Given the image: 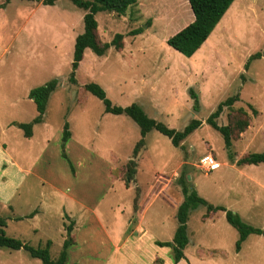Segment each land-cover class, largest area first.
<instances>
[{"label":"rangeland","instance_id":"obj_1","mask_svg":"<svg viewBox=\"0 0 264 264\" xmlns=\"http://www.w3.org/2000/svg\"><path fill=\"white\" fill-rule=\"evenodd\" d=\"M86 12L71 0L53 5L0 0V117L15 121V126L30 123L37 115L30 91L55 78L59 81L48 103L47 125L35 126L36 137L28 138L19 130L20 134L8 131L4 139L9 146L18 143L30 157L28 162L21 160L25 180L11 202L16 216L29 217L11 219L8 235L34 246L52 240L51 256L57 259L68 238L67 226L73 223L77 245L70 250L68 264H165L162 259L173 261L172 250L156 241H171L175 234L178 205L184 200L181 179L187 182V175L209 203L264 227V163H237L251 153L264 152V56L245 69L249 57L264 50V0H235L190 58L167 42L194 20L188 0H138L125 15L100 12L99 41L110 42L122 33L123 48L111 47L104 56L86 49L85 64L73 84L69 77L76 38L84 32ZM138 28L142 34H130ZM172 73L179 78L176 82ZM92 81L105 88L115 105L142 104L150 117L170 128L184 130L193 119L204 123L180 147L158 130L149 132L138 172L127 181L141 128L125 114L107 113L103 101L85 88ZM190 87L200 95V111L193 109ZM236 94L240 100L218 118L220 125L232 130L236 161L231 162L222 134L206 119ZM66 122L73 137L63 147ZM210 154L219 166L207 172L202 159ZM136 196L142 214L147 211V231L142 237L137 233L140 241L127 248L125 237L123 250L117 252L115 246L122 239L117 232L129 226ZM206 212L203 205L192 210L190 233ZM0 214L12 215L6 207H0ZM221 217L229 225L223 212ZM131 252L137 260L126 254ZM0 264L43 262L24 249L0 248Z\"/></svg>","mask_w":264,"mask_h":264},{"label":"trees","instance_id":"obj_2","mask_svg":"<svg viewBox=\"0 0 264 264\" xmlns=\"http://www.w3.org/2000/svg\"><path fill=\"white\" fill-rule=\"evenodd\" d=\"M10 1V0H8ZM42 1L45 5H53L57 0H38ZM78 7L83 8L87 12L84 15V27L85 30L76 38L74 57L72 62V71L70 73L69 80L71 83L76 84L77 81V70L80 66L81 61L84 58V54L87 48H90L99 56H103L111 47L121 49L123 47L124 34L117 33L112 41L101 43L98 35V20L96 15L99 12H115L119 15H125L127 10L135 5L138 0H71ZM191 9L194 13L195 19L188 26L183 28L181 31L171 36L167 42L174 49L178 50L187 57H192L208 40L216 26L219 24L221 19L224 17L226 12L230 9L231 5L235 0H188ZM2 4L1 7H4ZM143 32L142 28L135 29L130 34H140ZM264 56V50L252 54L246 65L245 69H249L250 64ZM58 79H53L47 82L45 85L38 86L30 91V98L34 100L37 106L38 115L30 123H21L20 127L24 130L26 137L33 136L34 124L40 123L44 119V114L47 110V105L51 95L56 91L58 87ZM86 90L101 99L105 105L106 112L113 113L116 115L125 114L131 117L141 128L142 139L138 141L134 148L133 159L128 163L127 181L133 180L134 175L137 172V157L140 150L145 146L146 135L152 130H158L164 135L168 136L172 143L176 147H180L182 143L198 128H200L204 121L200 119H193L184 130H177L170 128L163 122L156 120L148 115L144 108L138 103H132L127 107L118 106L108 97L106 90L97 82H90L85 84ZM190 97L193 99V109L196 111L201 110V99L199 93L193 88H189ZM240 100V95L236 94L228 97L222 101L206 119V122L219 131L225 142V147L228 152V157L231 162L236 161V154L233 149L232 130L230 125H220L218 118L224 112L225 108H232L234 104ZM253 112L257 110L250 105ZM242 110V109H241ZM71 137L69 129V122H66L63 131V147ZM66 159H69L67 153H63ZM239 165L251 164L259 165L264 163V152L251 153L237 161ZM130 166V167H129ZM72 170L74 166L71 163ZM184 178V177H183ZM183 180L182 192L184 195L183 202L178 206L177 209V220L178 226L172 241H157L159 246L172 247L174 253V262L178 263L184 258V250L189 244L188 236V219L192 210L199 206H206L208 212L224 211L228 222L234 226L240 237L236 243L237 251L242 248V243L251 234L264 235V229L256 227L252 224L247 223L238 212H234L226 208L223 205H213L208 202L198 190L189 183L188 175ZM137 196L135 198V209H138ZM7 223L5 218L0 216V247L10 248L15 250L24 249L30 253L32 257L39 258L43 264H67L69 259V249L74 244L72 239L73 223L67 226V236L63 249L57 259H53L51 256V245L52 241L49 240L45 246H34L28 242H24L21 239L9 236L5 230Z\"/></svg>","mask_w":264,"mask_h":264},{"label":"crops","instance_id":"obj_3","mask_svg":"<svg viewBox=\"0 0 264 264\" xmlns=\"http://www.w3.org/2000/svg\"><path fill=\"white\" fill-rule=\"evenodd\" d=\"M57 1H55V3ZM40 2H42V1H40ZM42 4H43V2H42ZM106 12H109V11H106ZM113 13H115V12H113ZM194 19H195V17H194ZM222 19H221V21H222ZM218 25L216 26V28L218 27ZM65 27H63V28H65ZM215 29H214V31H215ZM84 30H85V27H84ZM181 30L182 29H180L179 31H181ZM98 31H99V22H98ZM179 31L175 32L171 36L175 35ZM171 36H169L168 39ZM121 49H117V50H121ZM176 51L179 52L178 50H176ZM108 53H109V50L107 51L106 54H108ZM179 53L182 54L181 52H179ZM84 57H85V54H84ZM83 60H84V58H83ZM83 60L80 63V66H79V68L77 70V73L80 72V70L83 68V66L85 64L83 62ZM172 75H174L172 81L176 82V80L179 79L178 76H176V73L175 74L172 73ZM92 82H95V81H92ZM57 89H58V87H57ZM107 95H108V93H107ZM140 105L143 107L142 104H140ZM47 108H48V105H47ZM144 110H145V108H144ZM46 112H47V110H46ZM38 113L39 112L37 110V115H38ZM107 113H109V112H107ZM36 116H35V118H36ZM46 120H47V118H46V113H45L43 121L40 122V123L34 124L33 136L28 137V138H33L34 139L36 137V129H35L36 127L35 126L36 125H41V124L47 125V121ZM14 123H15V121L12 122V123H9V122H6L4 119H2V117H0V136L3 138V139L0 138V207L8 208L10 210L11 214H12L9 217L3 216V215L0 214L1 217L5 218L6 223H7V225L5 227V230L7 229L8 223H9V221L11 219L21 220L23 218H28L29 217L28 215H25V217L16 216V214L14 213V208H13V206L11 204V202L14 199V196L18 193V191L20 189L19 186L21 184V181L25 180L24 173H26L27 170L24 167V165L22 164L21 160L22 159H26L27 162H28L29 159H30L28 153H25L24 151H21L19 149V144L18 143H12V145L9 146V144L6 142V140H4L7 137V135H8V131H15V132L17 131L20 134L19 130H23L20 127V124L23 123V122H21V121L18 122V124L16 126L13 125ZM70 127L71 126H70V123H69V129H70ZM70 132H71V137H70V139H71L73 137V132L71 131V129H70ZM62 138H63V134H62ZM145 148H146V144L140 150V152L138 154V157H137V172H138V166H139V158H140V155H143V150ZM67 156H68V154H67ZM38 161L40 162L41 158H38ZM32 164H33V162H32ZM36 164L37 163L34 162V168H36ZM158 175H159V173L156 174L157 178H158ZM13 176H14V178H12L10 180V182H9L7 179L10 178V177H13ZM5 179L7 180L6 182L4 181ZM155 180L153 182H155ZM7 182H9L8 185L5 184ZM140 200H141V198L139 199V201ZM134 204H135V201H134ZM176 205H178V204H176ZM142 211H140V203L138 204V209L137 210L135 209V206H134V213H133L131 219L129 220V226L127 227L125 225L126 230H124V228H123V229L119 230L120 231L119 233L117 232L118 239H120V237L122 238L118 242V244L115 246L117 248V252L123 250V248L121 246V243L125 239V237L127 238L126 239V248H127L128 246H131V245L134 246L135 244H138V242L140 241V238H138V235H136L137 233H141V237H142L143 234L147 231L146 227L144 226V220L146 219L147 211L144 212L143 214H142ZM222 212L225 214V218H226V213L224 211H217V212H213V211L208 212L207 211L206 213H204L199 219L200 226L193 233H190L189 225H188L189 244L187 245V247L184 250V258H182L178 263L174 262V253H173L172 247L159 246L157 244V241H156V244L159 247H162L165 250H170L171 249L172 253H173V256H172L173 261H171L169 259L166 262V260L162 259V263H165V264H264V235H260V234H251V235H249V237L242 243L241 250L237 251L236 243H237V241H238V239L240 237V234H239L238 230L228 222L227 218H226V220L229 223V225H225V223H224L225 221H224L223 217H221V213ZM38 214L39 213L33 214L30 218H32V220H35ZM69 215H70V217L72 216L70 213H69ZM190 218H191V214H190L189 219H188V224H189ZM77 223H78V221H77ZM32 228L35 229V231L39 230L38 228H34V227H32ZM260 228L264 229V227H260ZM6 232H7V230H6ZM18 232L19 231L15 232V233H18ZM73 232L74 231H72L71 236H72V239L74 241V244L69 249V259H68L67 264L69 263V260H70V250L73 249L77 245V240H76L75 237H73V234H74ZM173 238H174V236H173ZM173 238H172V240H173ZM47 242L45 243V245L47 244ZM162 242H165V241H162ZM52 244H53V241H52ZM45 245L41 244L40 246H45ZM51 247H52V245H51ZM0 248H2V247H0ZM50 250H51V248H50ZM126 254L129 255L130 257H132L133 259L137 260L136 259L137 256L133 252L126 253Z\"/></svg>","mask_w":264,"mask_h":264},{"label":"built area","instance_id":"obj_4","mask_svg":"<svg viewBox=\"0 0 264 264\" xmlns=\"http://www.w3.org/2000/svg\"><path fill=\"white\" fill-rule=\"evenodd\" d=\"M202 163H203V167L207 172H211L219 166L218 161L212 154L205 156L202 159Z\"/></svg>","mask_w":264,"mask_h":264},{"label":"water","instance_id":"obj_5","mask_svg":"<svg viewBox=\"0 0 264 264\" xmlns=\"http://www.w3.org/2000/svg\"><path fill=\"white\" fill-rule=\"evenodd\" d=\"M191 178V176L189 175V179Z\"/></svg>","mask_w":264,"mask_h":264}]
</instances>
